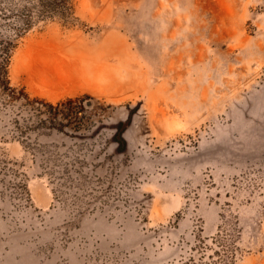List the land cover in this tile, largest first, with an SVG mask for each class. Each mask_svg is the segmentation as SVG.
<instances>
[{"label":"rangeland","instance_id":"374dc122","mask_svg":"<svg viewBox=\"0 0 264 264\" xmlns=\"http://www.w3.org/2000/svg\"><path fill=\"white\" fill-rule=\"evenodd\" d=\"M24 5L11 85L73 126L0 107V264H179L215 237L264 264V0Z\"/></svg>","mask_w":264,"mask_h":264},{"label":"trees","instance_id":"16d2710c","mask_svg":"<svg viewBox=\"0 0 264 264\" xmlns=\"http://www.w3.org/2000/svg\"><path fill=\"white\" fill-rule=\"evenodd\" d=\"M24 1V0H23ZM42 14L62 12L69 8V0H40ZM28 7L24 5L21 12L15 13L13 7V0H0V107H8L19 101H23L22 107H32L34 114L31 118L40 116L46 113L44 108L49 109V117L45 120L40 119L34 126L47 127L65 132L67 127H71L73 118V101L69 100V107L65 103H58L54 105L47 102L45 99L34 98L30 99V95L24 88H17L11 85L9 78V65L11 52L14 48V39L20 36L24 30L29 28L32 21L28 15L23 16V12ZM18 18V19H17ZM22 108L19 115L23 114ZM83 110V106H81ZM78 115V112H76ZM62 115V118L60 117ZM20 117L14 118L13 122L20 135H23L29 126H24L26 120ZM66 120V122H65ZM75 130H80L82 125H75L72 127ZM123 131H118L122 135ZM119 146L121 141L117 140ZM215 241L221 245V249L215 250L214 253L208 254L209 246L204 242L196 245V253L191 254L189 257L182 259L179 264H233L234 257L236 256L235 249L226 247L222 241L217 237ZM217 255V258H215Z\"/></svg>","mask_w":264,"mask_h":264},{"label":"bare ground","instance_id":"6f19581e","mask_svg":"<svg viewBox=\"0 0 264 264\" xmlns=\"http://www.w3.org/2000/svg\"><path fill=\"white\" fill-rule=\"evenodd\" d=\"M42 53H45V50L44 49H39L38 51V56L40 55V59H43V58H46L45 60H47L46 63L43 64V66H46L47 64L51 66V63L55 64L56 67H59L57 66L58 64H60L61 66H63L64 68H67V63L65 62V60L62 58V57H56V56H43ZM35 64H40V61H37L35 60ZM89 105H92V101H89Z\"/></svg>","mask_w":264,"mask_h":264},{"label":"water","instance_id":"95a60500","mask_svg":"<svg viewBox=\"0 0 264 264\" xmlns=\"http://www.w3.org/2000/svg\"><path fill=\"white\" fill-rule=\"evenodd\" d=\"M87 104L89 105V101H87Z\"/></svg>","mask_w":264,"mask_h":264}]
</instances>
